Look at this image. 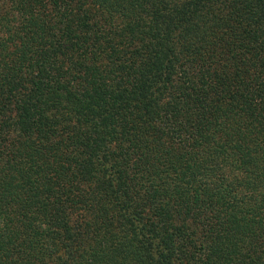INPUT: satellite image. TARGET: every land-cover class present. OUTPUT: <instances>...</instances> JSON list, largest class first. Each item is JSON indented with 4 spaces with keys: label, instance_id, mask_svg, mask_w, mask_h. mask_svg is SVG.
I'll return each instance as SVG.
<instances>
[{
    "label": "trees",
    "instance_id": "1",
    "mask_svg": "<svg viewBox=\"0 0 264 264\" xmlns=\"http://www.w3.org/2000/svg\"><path fill=\"white\" fill-rule=\"evenodd\" d=\"M0 264H264V0H0Z\"/></svg>",
    "mask_w": 264,
    "mask_h": 264
}]
</instances>
